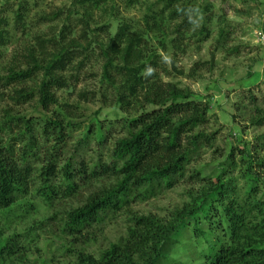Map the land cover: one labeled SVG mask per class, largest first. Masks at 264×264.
<instances>
[{"label": "trees", "instance_id": "16d2710c", "mask_svg": "<svg viewBox=\"0 0 264 264\" xmlns=\"http://www.w3.org/2000/svg\"><path fill=\"white\" fill-rule=\"evenodd\" d=\"M108 1L75 0L74 6L90 11ZM121 1L129 7L145 0ZM19 6L16 22L21 25L27 8L24 2ZM207 7L197 0H156L146 8L140 24L120 22L107 44L93 40L89 18L83 14L79 24L87 28L79 36L72 24L48 37L37 35L33 48L26 49L24 60L15 61L19 62L15 66L7 67L0 54V69L6 71H0V99L9 89L13 105L34 104L25 114L11 106L10 100L0 107V211L26 202L28 196L50 204L56 197H67L87 187L83 189L84 200L65 212L62 231L68 237L90 241L92 231L126 217L124 236L99 254L80 249L69 264H158L170 240H177L192 225L197 234H203L200 222L211 220L212 210L219 209L222 216L217 213L227 227L225 241L218 249L211 245L212 250L205 254L207 264H264V192L236 187L225 175L230 162L214 178H203L197 171L191 177L204 183L202 189L164 215L142 214L134 207L174 188L187 175L197 149L211 144L210 135L196 133L208 121L209 106L191 90L163 80L168 69L161 68L151 46L155 37L167 36L171 20H178L174 26L177 34L171 40L178 49L196 21L192 15L206 14ZM6 25L0 16V46L6 40ZM199 34L206 39L211 35L206 27ZM160 41L166 48L164 40ZM95 49L104 59L103 79L116 93L113 104L125 116L102 120L97 113L92 124L94 137L82 133L72 147L71 134L84 120L78 106L61 104L58 90L70 88L73 81L81 79L85 62L78 59ZM90 94L85 89L79 91V97L86 100ZM98 94L93 96L104 103L106 95ZM254 108L257 118H252V123L264 125V110ZM261 137L263 142L264 134ZM258 145L256 149H264V143ZM247 150H241L243 159L252 160ZM252 161L264 165V155ZM84 191L89 194L84 196ZM25 207L28 204L22 210ZM20 237L0 231V264L26 262ZM221 241L219 238L215 243Z\"/></svg>", "mask_w": 264, "mask_h": 264}, {"label": "rangeland", "instance_id": "374dc122", "mask_svg": "<svg viewBox=\"0 0 264 264\" xmlns=\"http://www.w3.org/2000/svg\"><path fill=\"white\" fill-rule=\"evenodd\" d=\"M22 2L27 10L24 11V21L18 25L16 13ZM74 2L75 0H0V16L4 17L7 24L6 40L0 46L5 65L10 67L19 64L25 58L26 49L33 48L35 36L48 37L65 24H72L75 35L79 36L87 28L85 24H79V18L83 14H87L89 18V33L95 36L93 40L107 44L109 37L118 30L120 22L140 24L146 8L156 3V0H145L142 4L129 7L121 0H109L106 5L90 11L82 9L81 5L74 6ZM198 2L204 7L208 5V10L206 14L192 15L196 17V21L190 35H187L178 49L171 42L177 34L174 26L178 20H171L167 36L155 37L151 46L158 54L161 68L168 69L167 73H163V80L191 90L202 104L209 106L208 121L196 133L210 135L211 144L197 149L188 165L187 175L174 188L134 205L135 210L142 214L164 215L181 207L190 200V194L204 186L202 181H194L191 176L195 177L199 171L203 178H214L228 162L230 164L225 175L236 183V187L259 188L264 192V165L252 161L264 155L262 147L255 148L264 143L261 137L264 125L251 121L252 118H257L255 106L264 110V0H197ZM204 27L210 31L208 39L199 34V30ZM195 31L197 34L194 35ZM160 40H164L166 48H162ZM84 55L78 59V62H85L80 73L81 79L73 81L70 88L58 90L61 104L78 106L77 112L82 114L84 120L83 126L74 129L71 134L69 144L72 147L82 138V133H89L91 139L94 137L92 124L95 123L97 113L102 120L125 116L113 104L115 90L103 79L104 59L99 49L90 51L87 57H83ZM5 72L2 71L3 74ZM83 89L91 93L87 100L79 97V91ZM98 92L99 96L106 95L104 103L99 97L93 96ZM6 94L0 99V107L6 106L10 100L9 89ZM251 102L256 104L252 105ZM9 103L22 114L31 112L34 105L33 102L13 105L12 100ZM117 130L113 131L116 135ZM111 142L112 140L109 141ZM241 150H247L253 157L252 160H244L245 154ZM85 157L88 159L89 153ZM105 181L106 179L102 182ZM83 189L82 192L67 197H56L50 204L28 196L26 202L0 211V231L5 235L17 233L22 236L20 238L25 245L26 262L21 264H69L76 260L80 249L99 254L100 250L108 248L112 242L124 236L127 227L125 216L110 221L104 229L92 231V240L87 242V239H79L77 236L68 237L62 231L65 212L84 200ZM88 194L89 191H84V196ZM26 204L28 207L22 210ZM218 211L222 216L221 209ZM218 211L212 210L214 216L211 220L204 219L200 222L203 234H197L192 225L184 229L177 240H170L165 245L158 264H207L205 254L212 250L211 245L218 249L225 241L223 235L227 227ZM219 238L222 241L215 243Z\"/></svg>", "mask_w": 264, "mask_h": 264}]
</instances>
